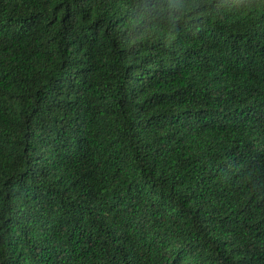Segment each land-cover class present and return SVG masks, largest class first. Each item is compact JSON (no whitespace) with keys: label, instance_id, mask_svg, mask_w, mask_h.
Masks as SVG:
<instances>
[{"label":"trees","instance_id":"trees-1","mask_svg":"<svg viewBox=\"0 0 264 264\" xmlns=\"http://www.w3.org/2000/svg\"><path fill=\"white\" fill-rule=\"evenodd\" d=\"M0 264H264V0H0Z\"/></svg>","mask_w":264,"mask_h":264}]
</instances>
